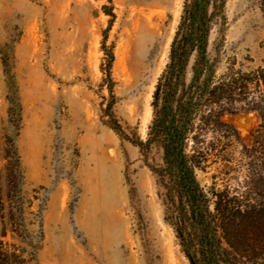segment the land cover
I'll use <instances>...</instances> for the list:
<instances>
[{"label": "rangeland", "instance_id": "1", "mask_svg": "<svg viewBox=\"0 0 264 264\" xmlns=\"http://www.w3.org/2000/svg\"><path fill=\"white\" fill-rule=\"evenodd\" d=\"M183 3L0 0V264H190L151 168L161 152L131 141L147 137ZM224 14L218 73L264 67V0H226ZM222 120L241 159L261 116ZM217 169L198 177L210 186Z\"/></svg>", "mask_w": 264, "mask_h": 264}, {"label": "trees", "instance_id": "2", "mask_svg": "<svg viewBox=\"0 0 264 264\" xmlns=\"http://www.w3.org/2000/svg\"><path fill=\"white\" fill-rule=\"evenodd\" d=\"M225 4L184 0L153 92L147 137L130 139L148 159L154 149L161 152L151 168L165 219L190 264H264V67L218 73L211 32L224 18ZM107 54L110 69L114 54ZM256 86L262 88L255 96ZM238 110H256L262 119L252 144L242 145L241 159L232 151L240 142L237 129L222 120ZM116 128L129 137L118 123ZM214 164L218 173L206 186L198 170Z\"/></svg>", "mask_w": 264, "mask_h": 264}]
</instances>
